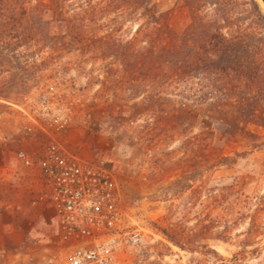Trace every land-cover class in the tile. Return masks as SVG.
Masks as SVG:
<instances>
[{"label":"rangeland","instance_id":"obj_1","mask_svg":"<svg viewBox=\"0 0 264 264\" xmlns=\"http://www.w3.org/2000/svg\"><path fill=\"white\" fill-rule=\"evenodd\" d=\"M36 4L46 10L50 36L65 38L50 37L42 51L27 40L17 46L11 39L4 47L20 54L22 64L0 61L1 69L30 68L33 52L40 54V67L25 79L20 76L0 99V150L16 155L37 185L27 189L21 201L37 202V208L14 215L25 241L0 246V264H67L79 242L60 228L48 183L37 169V160L52 146L109 170L121 206L143 226V242L120 250L117 264H264V127L249 123L221 143L220 134L209 132V122L194 116L203 108L182 85L161 89L166 92L161 102L167 115L154 111L160 101L152 102L142 83L130 80V71L138 67L128 68L113 56L115 42L126 44L137 37L138 22L109 17L95 32V24L83 26L71 19L83 4L79 0L67 1L62 17L54 13L53 0H13L12 11L24 8L26 13L16 30L0 28V33L27 34ZM154 5L177 33L189 24L184 0H155ZM75 30L83 38L73 43ZM5 75L0 73V82L8 80ZM42 99L64 111L66 126L57 129L28 118L25 111ZM133 108L134 115L129 112ZM179 111L183 117H177ZM114 116L126 119L119 118L111 128ZM222 156L234 160L222 164ZM30 230L38 232L36 237Z\"/></svg>","mask_w":264,"mask_h":264},{"label":"trees","instance_id":"obj_2","mask_svg":"<svg viewBox=\"0 0 264 264\" xmlns=\"http://www.w3.org/2000/svg\"><path fill=\"white\" fill-rule=\"evenodd\" d=\"M67 1L53 0V11L57 16L64 14L61 8ZM92 1L79 0L83 4L70 16L75 23L81 22L84 26V22H91L95 24L96 32L109 17L117 20L122 16L129 23L138 22L137 37H132L126 44L114 40L113 56L121 58L128 68L138 67L135 72L130 71V80L138 79L147 98L152 102L160 101L158 106L153 105L154 111L167 115L168 108L161 102L166 92L161 89L168 84L182 85L187 96L203 108L202 112L195 110L194 116L204 117L209 122V132L222 136L221 143L244 131L249 123L264 127V0H184L190 22L181 33L163 20L154 5L155 0H97L95 4ZM11 2L13 0H0L2 31L16 30L26 13L24 8L13 12L9 7ZM45 11L38 4L32 6L25 35L0 33L1 63L16 61L22 64L20 54L4 48L10 45L11 39L17 46L27 40L42 51L50 37L65 38L64 34L50 36L49 21L43 18ZM86 29L87 26L83 31ZM72 33L73 43L78 39L82 41L80 30ZM98 42L103 44L102 38ZM62 43L63 46L68 44ZM39 55L33 52L29 56L30 68L27 65L14 71L0 68V73L8 74L4 76L8 80L0 82V99L13 89L20 76L24 78L26 73H33L40 67ZM129 112L134 115L135 109ZM181 115L183 117L179 111L177 117ZM119 118L126 119L114 116L109 126L116 127ZM231 160L234 159L222 156L219 161L227 164Z\"/></svg>","mask_w":264,"mask_h":264},{"label":"built area","instance_id":"obj_3","mask_svg":"<svg viewBox=\"0 0 264 264\" xmlns=\"http://www.w3.org/2000/svg\"><path fill=\"white\" fill-rule=\"evenodd\" d=\"M36 124L57 129L68 123L64 111L42 99L25 111ZM33 162L31 160V163ZM48 183L65 236L78 239L67 264H117V254L144 240V228L122 206L112 173L52 146L36 162Z\"/></svg>","mask_w":264,"mask_h":264},{"label":"crops","instance_id":"obj_4","mask_svg":"<svg viewBox=\"0 0 264 264\" xmlns=\"http://www.w3.org/2000/svg\"><path fill=\"white\" fill-rule=\"evenodd\" d=\"M0 158V246H19L25 241V232L15 221L14 215L31 213V210L37 208V202H21L23 193L31 186H37L36 180L34 176L25 174L26 171L16 155H8L1 149ZM30 231L36 237L38 232ZM19 255L15 253V256Z\"/></svg>","mask_w":264,"mask_h":264}]
</instances>
